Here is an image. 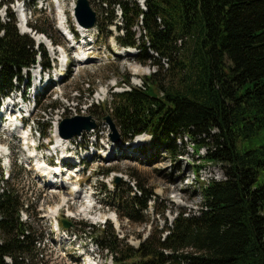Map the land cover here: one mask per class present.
Returning a JSON list of instances; mask_svg holds the SVG:
<instances>
[{
	"label": "trees",
	"instance_id": "16d2710c",
	"mask_svg": "<svg viewBox=\"0 0 264 264\" xmlns=\"http://www.w3.org/2000/svg\"><path fill=\"white\" fill-rule=\"evenodd\" d=\"M104 1L121 12L117 44L139 50L136 61H153L159 71L143 77L144 89L115 93L89 114H109L122 142L148 136L149 163L161 154L175 161L187 138L193 154L220 165L225 178L199 186L197 214L180 210L136 248L111 228L98 231L94 243L112 264H264V0H145V10L135 1ZM106 13L109 32L117 16ZM137 27L144 33L138 38ZM35 47L13 14L0 19V97L23 71L50 67L44 47ZM122 81L130 86L128 77ZM0 183V264H45L37 250L42 237L20 219L21 198L2 176ZM141 191L126 202L125 219L132 220L134 206L147 210L152 196Z\"/></svg>",
	"mask_w": 264,
	"mask_h": 264
},
{
	"label": "rangeland",
	"instance_id": "374dc122",
	"mask_svg": "<svg viewBox=\"0 0 264 264\" xmlns=\"http://www.w3.org/2000/svg\"><path fill=\"white\" fill-rule=\"evenodd\" d=\"M9 1L0 0L2 4L0 7L1 21L5 20L8 12H10L16 19L17 25H19V11L26 10L27 22L30 26L44 30L46 35L34 29L33 31L30 30L28 34H21L27 35L33 40L36 45L35 49L38 48L37 45L44 47L50 59H52V54L47 51L46 42H49L47 37L51 38L61 45L64 51L66 50L68 58L65 68H57L56 65L55 70H51L52 80H60L53 84L50 91L53 96L47 101L41 100V106L37 110L31 108L33 97L42 90L41 87L45 81L47 83L51 81L50 77L46 79L48 72L42 73L40 76L42 80L39 81L37 69L40 66L23 71L22 80H20V83L17 82L20 95H27L30 102L22 105L17 94L14 100L3 101L4 104L0 107L1 110L5 104L9 105L10 111L17 116L16 110L18 107L14 105L16 102L20 103L21 108L25 110L22 114L25 119L29 114L28 111H32L30 120L26 121L28 126L26 127L23 124V127L26 132L32 131L34 133V144L40 145L39 148L42 149L41 153L43 155L54 153L53 149L48 151L46 146L50 142L49 138L52 139L51 136L54 135L53 130L48 127V121L51 118L53 120L55 116L52 117V115L56 114L57 110H52L51 114L47 113L45 110L48 104H58L60 106L58 108L59 113L65 108L76 107L75 113L89 116L91 115L89 114V109L92 107L91 102L94 103L93 96L99 102H109L111 95L127 92L131 87L137 88L138 77L151 75V73L159 71V68L153 65V61L144 64L136 61L135 56L139 50L120 47L116 40L112 38H109L108 42L106 41L105 38L109 33L105 27L107 23L106 12L114 10L117 18L121 17V12L115 3L109 5V2L104 0H89L93 10L97 13V24L99 26L96 25L95 28L88 31L90 34H87L90 38L87 41H93V44L90 49L81 52L79 49L77 51L72 48L78 47L74 43L65 45V39L59 31V29H63L60 25L61 19H66L69 27H74L73 22L76 20L73 16L78 0H24L26 1L24 6L19 4L20 0H11V4H9ZM116 1L112 0V2ZM135 1L142 2V0ZM57 2L60 4L61 9L58 8ZM33 5H35V8H33ZM41 7L45 10H41ZM58 9L61 10L60 17L58 16ZM17 29L20 32L18 27ZM110 29L114 34L113 36L119 35L113 26ZM132 31L137 35V38L142 34L144 35L139 27L134 28ZM79 53L83 55H78ZM149 53L152 54L153 52L149 51ZM57 54L60 58V53ZM84 58L87 61L82 64ZM39 61L42 60L39 59ZM161 63H163L162 60ZM163 64V68L167 69L165 63ZM123 76L129 78L130 86L122 81ZM27 86H30L28 91L26 90ZM141 87H143V81ZM44 96L48 98L49 95L44 94ZM41 97L36 96L34 99ZM42 114H45L43 120H41ZM62 115L64 116V114ZM106 116L104 115L98 122L96 120L99 129L90 136V140L94 141L96 137H99V132H103L102 140L97 139L96 141L95 152L97 156H94L93 162L89 164L95 170L96 175L90 179L83 176L78 180V190H80L78 193H81L80 199H78L79 194L77 193H75L76 196L69 197V187L77 184L73 183L74 181H70V185L66 188L46 186L45 182L48 179L42 178L40 176L41 172H37V168H34L29 162L25 145L18 137H15L11 132H5L4 128L0 127V143L4 142L8 145L11 156L8 169L1 161L0 172L3 171L15 192L25 202L26 206L23 210L26 211L22 214V221L32 226V229L42 237L41 242L37 245V250L42 253L45 264H111L107 252L102 251L93 244V241L97 238L98 230L103 227L108 230L111 228L120 240H123L128 246L136 248L140 242L152 233L156 235L165 226H170L175 213L180 210H184L186 215L197 214L202 205L199 186L204 185V183L207 184L211 180L220 181L225 178L220 165L203 163L200 157L193 154L191 144L187 138L183 139V145L178 142L181 147H185L186 154L178 147L182 155L177 157L175 161H172L167 154H161L157 163H149L154 151L143 148V145L150 143L148 136L144 134L136 137L133 142H124V144L120 141L118 150L114 148L109 149L107 152L108 147H111L110 135L112 132L104 120ZM19 122L18 124L21 125L22 121L19 120ZM113 124L116 127L115 122ZM42 125L46 126V133L49 136L44 141L40 139ZM102 128L104 131H102ZM117 131L119 133L118 128ZM15 133L22 136L23 132L21 133L19 129ZM138 144L139 146L136 148ZM50 145H52L51 148L53 146L55 148L54 142ZM125 145L130 151H125L120 147ZM60 155L61 159L65 156L62 153ZM204 155L205 149H201L199 156L203 157ZM61 159L57 156V160H55L59 164ZM196 166L200 167L196 168ZM106 174L109 175L106 176ZM116 178L119 180L117 184L114 183ZM59 180L62 185L67 182L66 180L63 182L62 176ZM263 181L264 172L259 176V182ZM115 185H118V189ZM133 187L136 188V191L133 190ZM0 188L4 189L2 184ZM141 188L151 193L152 200L148 202V208L143 213H140L137 207L134 206L132 220H127L123 216L124 212H129L126 202L129 201L132 195L141 196ZM113 190H115V193ZM86 195H88L89 201L83 200ZM63 199H65L64 202ZM26 207L27 209H25ZM56 208H58L56 216L54 214L51 216ZM162 210L163 216L156 214V212L160 214ZM60 220L69 221L71 227L63 229L60 226ZM56 227L59 228L58 232L55 231ZM83 231L85 235H83ZM63 234H67L68 240H65ZM6 261L8 262V259Z\"/></svg>",
	"mask_w": 264,
	"mask_h": 264
},
{
	"label": "water",
	"instance_id": "95a60500",
	"mask_svg": "<svg viewBox=\"0 0 264 264\" xmlns=\"http://www.w3.org/2000/svg\"><path fill=\"white\" fill-rule=\"evenodd\" d=\"M75 18L77 23L83 28H91L95 23V13L91 10L87 0H78L75 8ZM105 121L109 124L112 134L110 139L112 142L119 140V135L115 125L110 117H106ZM96 128V123L91 116H75L72 118L63 119L58 127V134L63 139H71L74 136H79L84 131H90ZM117 181V180H116ZM64 228L70 225L66 221H62Z\"/></svg>",
	"mask_w": 264,
	"mask_h": 264
},
{
	"label": "bare ground",
	"instance_id": "6f19581e",
	"mask_svg": "<svg viewBox=\"0 0 264 264\" xmlns=\"http://www.w3.org/2000/svg\"><path fill=\"white\" fill-rule=\"evenodd\" d=\"M88 2H89V6H90V8H91V10L95 13V18H96V20H95V23H94V25L91 27V28H87V29H85V30H87V33H89L88 31L89 30H91V29H93V28H95L96 27V25H97V21H98V18H97V13H96V11H94L93 10V8H92V6H91V3H90V1L89 0H87ZM73 17H75V10H74V16ZM26 20V19H25ZM64 19H61V21H60V25L63 27V29H61L62 31L63 30H65V28H64V24L66 23L65 22V20L63 21ZM75 20H76V18H75ZM68 22V21H67ZM23 26V25H22ZM29 26H30V24H29ZM31 27V26H30ZM90 34V33H89ZM87 39H89L90 38V36L87 34ZM91 41V40H90ZM89 44H90V46L93 44V41H91V42H89ZM37 47H40V45H37ZM38 61H39V59H38ZM80 62V61H79ZM83 62H84V60L82 59V64H83ZM38 66H41V65H38ZM37 67V66H36ZM35 67V68H36ZM42 68V67H41ZM43 69V68H42ZM125 90V89H124ZM131 90V88L128 90V91H130ZM9 106V105H8ZM11 126H12V124H11ZM13 127V126H12ZM116 128V127H115ZM17 129V127L16 126H14V131ZM116 130H117V128H116ZM17 132V131H16ZM21 133L23 132V131H20ZM20 133V134H21ZM117 133H118V131H117ZM26 132H23L22 133V138L23 139H25L26 138ZM119 134V133H118ZM60 147V144H59V141L56 139V142H55V148L54 149H56V148H59ZM36 168H37V171H39V172H41V176H43V177H45L46 179H48L47 181H46V186H49V187H52V188H57L58 187V182H57V180H59V178L61 177V175H58V176H56L55 174L57 173V169H55V168H43L42 167V165H39V164H37L36 165ZM54 178H56V182L54 181ZM67 180V179H66ZM61 182V181H60ZM55 183H57V184H55ZM61 186V188H63V186H65V187H67L68 186V181L64 184V185H62V182H61V184H60ZM78 192H80V191H77V188L76 187H71V189H70V193H69V197H74V196H76L75 195V193H77V194H79V198L78 199H80V194L81 193H78ZM82 196V195H81ZM75 199V198H74ZM64 200L65 199H63V202H64ZM83 200H88V195H86V197L83 199ZM89 201V200H88ZM83 202V201H82ZM65 205V204H64ZM62 207V206H61ZM86 208H87V205H86ZM57 212L56 211H54V212H52L51 213V216L54 214H56ZM56 216V215H55ZM69 216H71V215H69Z\"/></svg>",
	"mask_w": 264,
	"mask_h": 264
}]
</instances>
